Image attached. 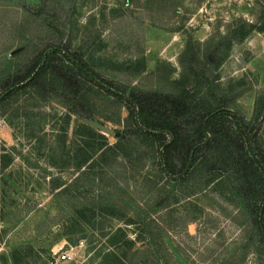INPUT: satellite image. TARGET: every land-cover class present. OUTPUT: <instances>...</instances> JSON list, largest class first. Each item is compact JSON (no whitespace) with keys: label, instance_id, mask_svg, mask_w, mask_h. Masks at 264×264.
Returning a JSON list of instances; mask_svg holds the SVG:
<instances>
[{"label":"rangeland","instance_id":"374dc122","mask_svg":"<svg viewBox=\"0 0 264 264\" xmlns=\"http://www.w3.org/2000/svg\"><path fill=\"white\" fill-rule=\"evenodd\" d=\"M146 1L0 0V94L46 46L65 45L126 93H168L177 81L202 107L227 106L258 129L255 148L264 155V0ZM30 94L0 104V264H107L108 252L121 256L125 249L77 216L89 214L87 204L106 231L121 229L139 248L123 264H154L158 250L167 264H264L255 225L264 186L256 205L235 172L208 173L226 148L201 153L184 182L159 175L157 144L136 137L121 155L91 157L79 172L84 125L112 129L96 130L107 145L125 140L127 104L95 89L85 107L91 121L83 122L54 95ZM82 171L91 173L89 196L61 191ZM156 175L152 189L144 178ZM148 233L155 246L143 248ZM66 251L72 259L58 261Z\"/></svg>","mask_w":264,"mask_h":264},{"label":"trees","instance_id":"16d2710c","mask_svg":"<svg viewBox=\"0 0 264 264\" xmlns=\"http://www.w3.org/2000/svg\"><path fill=\"white\" fill-rule=\"evenodd\" d=\"M146 2L150 3L149 0ZM49 19L46 20L47 23H50ZM26 89L31 93L30 96L47 98L49 94L54 95L62 101L64 108L70 114L83 122L91 121V116L86 114L88 110L85 107L88 104L89 96L87 95L95 89L127 104V122L132 129L125 133V140L119 139L114 145H107L100 142L103 141L100 133L91 126L84 125L86 132L79 134L80 138L77 140L75 149V158L78 160L76 168L80 169L79 172L86 170L91 157L102 156L103 158L108 153L116 154L115 158L121 155L120 153L128 149L124 143L131 142L133 137H136L140 138L141 142L151 143L153 146L157 144L154 154L157 158L156 169L159 175L168 181L184 182L189 180L196 169L197 158L201 153L214 148L215 150L226 148L230 151L228 157L222 162L219 161L218 165L210 166L208 173L221 172L218 174L220 176L232 170L243 180L242 194H251L256 205L262 198L264 155L255 148L258 129H249L236 112L223 104L214 109L202 107L194 94L177 81H171V92L168 93L135 90L126 93L114 82L102 78L67 46L48 45L28 64L25 74L17 73L7 80L0 94V104ZM224 121L232 125L225 124ZM65 123L67 125V122ZM231 126L235 128L234 133ZM49 152L53 155L54 149H50ZM83 171L81 177L73 182L62 184L60 187L65 186L61 191L74 190L79 196H89L92 193L91 184L88 181L91 173ZM157 176H154L153 180L144 178L146 182L151 183V188L159 185ZM213 180L216 181V178L213 177ZM259 203L256 208L255 225L264 239V198L260 199ZM90 205L87 204L82 210L89 213L88 215L82 213L77 215L81 217L83 224L89 225V229L98 232L101 238L109 236L111 245L117 249L121 247L125 249L119 257L108 252L105 263H109V256L113 257L112 264L130 262L133 256L138 254L139 248L135 247L134 241L127 238L121 229L117 228L113 234L112 229L106 231L104 224L94 219L95 214ZM73 226L76 228L75 223ZM145 239L141 241V247L154 245L151 233H148ZM142 251L144 253L145 250ZM155 254L154 264H167L159 250L155 251ZM129 255H131L130 258Z\"/></svg>","mask_w":264,"mask_h":264},{"label":"water","instance_id":"95a60500","mask_svg":"<svg viewBox=\"0 0 264 264\" xmlns=\"http://www.w3.org/2000/svg\"><path fill=\"white\" fill-rule=\"evenodd\" d=\"M89 125L102 134H106V135H113L114 134L112 129L107 128L106 126H104L103 124H100L98 122L91 121V122H89Z\"/></svg>","mask_w":264,"mask_h":264},{"label":"built area","instance_id":"2783aa9c","mask_svg":"<svg viewBox=\"0 0 264 264\" xmlns=\"http://www.w3.org/2000/svg\"><path fill=\"white\" fill-rule=\"evenodd\" d=\"M82 245V243H80ZM72 259V255L69 252H62L60 255H58V261H66Z\"/></svg>","mask_w":264,"mask_h":264}]
</instances>
